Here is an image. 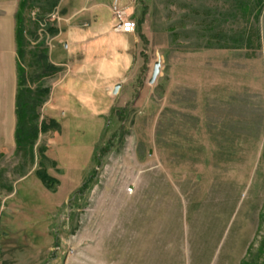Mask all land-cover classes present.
I'll list each match as a JSON object with an SVG mask.
<instances>
[{
	"label": "rangeland",
	"instance_id": "rangeland-1",
	"mask_svg": "<svg viewBox=\"0 0 264 264\" xmlns=\"http://www.w3.org/2000/svg\"><path fill=\"white\" fill-rule=\"evenodd\" d=\"M123 1L133 34L65 54V14L29 0L21 65L57 129L15 151L3 63L0 264H264V0Z\"/></svg>",
	"mask_w": 264,
	"mask_h": 264
},
{
	"label": "crops",
	"instance_id": "crops-1",
	"mask_svg": "<svg viewBox=\"0 0 264 264\" xmlns=\"http://www.w3.org/2000/svg\"><path fill=\"white\" fill-rule=\"evenodd\" d=\"M18 1L19 0H5V2L2 3V0H0V9L2 12L0 18L1 20L4 19V23L0 25V71L2 68V64L4 63V65L6 66L7 73L11 76L12 87L8 105V112L11 118V136L13 135L15 120L13 112L16 90L15 13L17 12ZM122 2L124 1L60 0L56 10H61V12L65 15L61 14V19H58V22H60L59 24H61V22H64L65 27L63 28V30L61 27H59L60 33L55 39L59 40L58 42L63 45L64 53L68 54V52H70L69 46L73 45L78 47L83 44L87 39H90V36L93 37V35L97 37L93 44L97 42L99 45L109 43V45L114 44V47L119 45V43H122L126 37L130 36L131 34L117 33L113 31L115 21L114 19H112L111 12L116 7L118 8V5H120ZM81 11H84V13H79ZM82 16H88L91 20V24H86L85 21H82ZM81 22H83L84 24ZM2 41L4 42L6 47L1 51ZM56 44L58 45V43ZM114 50L116 51V49ZM50 52V56L52 57V48ZM54 64L56 63L54 62ZM113 72V75L116 76L117 72Z\"/></svg>",
	"mask_w": 264,
	"mask_h": 264
},
{
	"label": "trees",
	"instance_id": "trees-1",
	"mask_svg": "<svg viewBox=\"0 0 264 264\" xmlns=\"http://www.w3.org/2000/svg\"><path fill=\"white\" fill-rule=\"evenodd\" d=\"M43 4L44 13L48 14L53 12L59 3V0H40ZM29 0H19L17 12L15 14V45H16V71H17V88L15 93V129L13 132V140L15 151L17 153L27 152L32 154L35 141L39 134H43L51 130L52 128L57 129V123L50 120L49 123L40 121L38 109L47 101L50 89L45 87H38L35 90H31L27 86L26 74L22 67V60L24 59V12L28 8ZM45 33L48 36H55L58 34V30L53 27H46ZM241 48L242 42H236ZM239 43L241 45H239ZM40 45H43L42 43ZM36 69L38 76L36 77L37 83L40 80L54 75L58 69L51 65L47 58V50L43 48L38 51L36 56ZM39 152H43L40 150ZM32 156V155H31ZM39 179L45 184H49V179L43 173H38ZM82 186V188H84Z\"/></svg>",
	"mask_w": 264,
	"mask_h": 264
},
{
	"label": "built area",
	"instance_id": "built-area-1",
	"mask_svg": "<svg viewBox=\"0 0 264 264\" xmlns=\"http://www.w3.org/2000/svg\"><path fill=\"white\" fill-rule=\"evenodd\" d=\"M115 25L113 31L117 33L131 34L135 30L136 23L130 16L127 15L124 9H114ZM55 17H52V21Z\"/></svg>",
	"mask_w": 264,
	"mask_h": 264
},
{
	"label": "water",
	"instance_id": "water-1",
	"mask_svg": "<svg viewBox=\"0 0 264 264\" xmlns=\"http://www.w3.org/2000/svg\"><path fill=\"white\" fill-rule=\"evenodd\" d=\"M159 69H160V64L159 62L155 63L154 66H153V70H152V74H151V78L149 80V84H153L159 74ZM119 89V85H116L114 88H113V91H112V94L115 95L117 93Z\"/></svg>",
	"mask_w": 264,
	"mask_h": 264
}]
</instances>
